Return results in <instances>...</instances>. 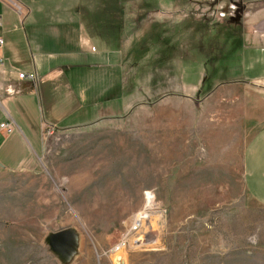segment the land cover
Masks as SVG:
<instances>
[{"label": "rangeland", "instance_id": "1", "mask_svg": "<svg viewBox=\"0 0 264 264\" xmlns=\"http://www.w3.org/2000/svg\"><path fill=\"white\" fill-rule=\"evenodd\" d=\"M182 2L162 5L197 28L199 50L151 34L126 111L50 129L35 169L0 171V264H264V207L241 178L249 133L206 71L220 54L207 31L249 20L241 4Z\"/></svg>", "mask_w": 264, "mask_h": 264}, {"label": "crops", "instance_id": "2", "mask_svg": "<svg viewBox=\"0 0 264 264\" xmlns=\"http://www.w3.org/2000/svg\"><path fill=\"white\" fill-rule=\"evenodd\" d=\"M11 1L19 11L0 2V124L14 125L10 134L0 129L3 172L37 167L44 127L73 128L126 111L133 103V52L149 45L151 34L158 44L172 36L173 51L199 50L197 28L187 27L183 12H165L163 5L182 0ZM225 1L241 4L249 22L208 29L207 51L220 54L206 71L220 87L223 115L237 116L249 133L243 189L264 207V0ZM188 68L189 76L197 73L195 64ZM20 73L32 80L18 79Z\"/></svg>", "mask_w": 264, "mask_h": 264}, {"label": "built area", "instance_id": "3", "mask_svg": "<svg viewBox=\"0 0 264 264\" xmlns=\"http://www.w3.org/2000/svg\"><path fill=\"white\" fill-rule=\"evenodd\" d=\"M0 2L12 6L15 10L19 11L17 6L11 0H0ZM2 44V39H0V45ZM18 79H27L29 81L32 80L31 75H25L24 73L18 74ZM0 129L4 131L6 134H10L14 130V125L11 121H6L0 124ZM51 128L44 127L42 130V136H46L50 133Z\"/></svg>", "mask_w": 264, "mask_h": 264}, {"label": "bare ground", "instance_id": "4", "mask_svg": "<svg viewBox=\"0 0 264 264\" xmlns=\"http://www.w3.org/2000/svg\"><path fill=\"white\" fill-rule=\"evenodd\" d=\"M145 200H146V207H149L152 204V197L151 194L146 193L145 194ZM140 217V216H138ZM140 221V218H137V222ZM138 224V223H137ZM121 260H117V262H115V264H120Z\"/></svg>", "mask_w": 264, "mask_h": 264}, {"label": "water", "instance_id": "5", "mask_svg": "<svg viewBox=\"0 0 264 264\" xmlns=\"http://www.w3.org/2000/svg\"><path fill=\"white\" fill-rule=\"evenodd\" d=\"M61 234H62V233H61ZM61 234H57V235L55 236L54 241L51 243V247H53V249H54V248L57 249V246H58L59 242L62 241L63 234H62V235H61ZM53 244H54L56 247H54Z\"/></svg>", "mask_w": 264, "mask_h": 264}]
</instances>
